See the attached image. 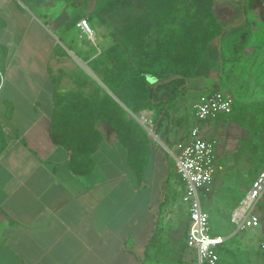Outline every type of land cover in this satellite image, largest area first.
Listing matches in <instances>:
<instances>
[{"label": "crops", "instance_id": "crops-1", "mask_svg": "<svg viewBox=\"0 0 264 264\" xmlns=\"http://www.w3.org/2000/svg\"><path fill=\"white\" fill-rule=\"evenodd\" d=\"M229 5L231 9H225L222 17L225 22L239 15ZM68 8L67 0H0V264H161L165 252L176 251L172 237L179 215L169 194L167 152L173 157L179 154L199 124L206 138L218 140L216 160L221 168L210 183L225 169L218 158L230 157V166L236 153L228 150V138L224 142L216 136L225 127L214 121L220 114L189 125L184 107L189 106L190 116L196 119L193 103L201 94L215 90L232 95V114L241 102H247L250 111V104L264 107V18L260 12V21L251 29L242 13L241 21L224 26L232 29L221 44L219 38L211 43L195 76L185 83L187 90L173 100L161 124L163 113L158 120L153 109L136 116L121 102L135 118L124 122L122 134L98 120L102 140L92 154L93 167L76 173L70 165L72 151L51 136L55 90H71L75 85H65L63 73L54 68L55 61L68 57L55 56L57 46L71 49L60 38L61 24L46 14H66ZM197 90L192 101L184 102L183 95ZM160 126L165 128L163 137L158 133ZM175 171L183 194L176 166ZM218 180L222 183L221 177ZM182 194L187 237L190 216ZM244 196L230 208V221ZM214 205L221 214L229 204L220 197ZM205 211L212 229L218 217ZM231 223L235 233L247 230L239 231ZM214 235L225 237L223 248L233 234ZM185 237L183 252L195 259L185 264H198L196 251L187 246ZM252 257L263 259L251 264H264L260 248L251 247Z\"/></svg>", "mask_w": 264, "mask_h": 264}, {"label": "trees", "instance_id": "trees-1", "mask_svg": "<svg viewBox=\"0 0 264 264\" xmlns=\"http://www.w3.org/2000/svg\"><path fill=\"white\" fill-rule=\"evenodd\" d=\"M67 1L83 9L90 6V10L70 19L61 40L116 96L80 65L71 74L75 87L55 90L51 136L55 143L72 151L73 171L86 173L93 167L92 154L102 140L96 128L98 120L108 122L122 134L124 122L135 121L122 102L136 116L144 109H153L158 120L163 113L161 124L171 101L187 90L185 83L195 76L211 43L232 28L222 25L223 5L217 0ZM249 1L252 7L261 8L264 18V0ZM104 13L112 18V41L94 54H87L70 31L81 19L98 18ZM55 56L70 54L59 44ZM56 80L59 82L61 76Z\"/></svg>", "mask_w": 264, "mask_h": 264}, {"label": "rangeland", "instance_id": "rangeland-1", "mask_svg": "<svg viewBox=\"0 0 264 264\" xmlns=\"http://www.w3.org/2000/svg\"><path fill=\"white\" fill-rule=\"evenodd\" d=\"M217 2L218 4L223 5L220 10L222 17L225 16V8L228 9L231 7L229 3L233 6V9L239 11L238 16L229 19L227 22H222L223 26H229L241 21L242 13L244 14L245 21L247 20L250 23L251 29L255 28L256 23L260 21L259 14L261 12V8L255 6L254 9H252L249 0H217ZM68 6L69 8L66 14L49 13L46 14V16L50 17L57 25L61 24L63 29V27H67V23L71 18L75 15H80L79 13H82L84 10H88L90 8L89 6L88 8L83 9L82 6H73L69 3ZM87 20L94 31L93 37L91 36L90 38L85 32H83L78 24L74 30L70 31V34L78 40L79 46L87 54L92 55L96 51L107 46L112 41L111 34L113 25L111 16L105 13L101 14L98 18H87ZM46 22L50 26V23L48 21ZM33 32L34 28L31 29L29 37L33 35ZM248 35L250 37L249 41L251 42V30ZM234 36L232 35L231 38H234ZM216 41H218V38H216L213 43ZM76 65H79V63L73 54H70V57L62 58L54 62V68L63 73L64 84L69 87L74 85L71 74L72 70L76 68ZM251 65L252 64L250 63L249 68L246 71V74L248 75H251ZM219 73L220 71H218V74ZM218 78H220L219 75H217V79ZM210 82L211 81H208L207 85H211ZM190 86H195L194 81H191ZM221 86H224V83L221 82ZM197 94L198 90L196 92H187V94L182 97L184 98V102L188 100L192 101ZM171 103H174V101H171ZM245 103L247 102L239 103L238 109H236L233 114H220L216 119H214L218 127L219 125L225 126L221 129V131L216 133V136L221 137L224 142L228 138V150L231 151L234 149L236 150V153L234 155L235 157L232 159L233 164L230 166L228 164L230 157L220 156L218 158V161L223 163L225 166V169L220 171V175L218 174L216 178L218 180V178L221 177L222 183L219 180H215L210 184L200 187L199 189L203 209L209 210L212 217H218L217 221L212 222V233L222 234L224 236L233 234L231 238L227 240L223 248L221 246L218 247V252L221 258L220 264H251L256 261H262L263 259L261 257L251 258V247L260 248L264 252L263 198L256 207L262 221L259 227L235 233L234 225L231 223L229 217V213L231 211L230 208L234 206L240 197L246 194L247 188H250L253 178L258 175L264 165V107H262L261 104H250L251 108H253L250 111L248 109L249 104L247 103V105ZM185 109L189 115L187 119L189 125H193L196 121L197 123H201V121L196 120L195 117L193 118V116H190L191 110L189 106H186V108L184 107V110ZM164 132L165 128L160 126L158 133H160L161 137H163L162 135H165ZM156 142L159 143L158 141ZM167 154L168 157L166 166H168L167 174L169 175L167 182L170 186L169 194H171L172 198H174L176 209L179 213L175 224V233L172 237L174 247L176 251L178 250V252L172 251L168 254L165 252L162 255L164 261L161 262V264H185L189 263L190 260L195 261L194 257L189 255L187 252H183V240L185 237L184 231L187 227L186 221L188 220V215L185 210V206L180 201L182 188L178 190V187H180V180L175 171L174 157L169 151ZM174 184H176L175 189L173 188ZM243 188H245V190ZM220 197L229 205H227L226 211L218 214V208H216L215 205L213 206V203L216 201V198ZM179 258L180 260L182 258L180 262L178 261Z\"/></svg>", "mask_w": 264, "mask_h": 264}, {"label": "built area", "instance_id": "built-area-1", "mask_svg": "<svg viewBox=\"0 0 264 264\" xmlns=\"http://www.w3.org/2000/svg\"><path fill=\"white\" fill-rule=\"evenodd\" d=\"M78 26L90 38L93 37L94 31L86 18L81 19ZM193 110L198 121L216 117L221 113L229 114L233 110V97L223 90L206 92L193 103ZM149 122L152 125V121ZM217 145L216 138H206L200 125L195 124L188 142L179 154L174 155L177 173L184 184L182 199L189 208L190 221L186 243L196 251L198 264H219L218 247L225 241V237L212 233L210 217L202 207L199 194L200 187L210 183L221 168L216 160ZM263 196L264 166L231 213V221L237 230L261 225V217L256 207Z\"/></svg>", "mask_w": 264, "mask_h": 264}, {"label": "water", "instance_id": "water-1", "mask_svg": "<svg viewBox=\"0 0 264 264\" xmlns=\"http://www.w3.org/2000/svg\"><path fill=\"white\" fill-rule=\"evenodd\" d=\"M219 39H220V44H221V40H222V35L219 36ZM69 53L73 54L75 59L78 61L79 65L85 69L88 73H90L101 85H103L107 90V86L101 81V79L96 75V74H93L92 70L89 68L88 64L86 61L80 59L76 54H74L71 50H68ZM187 84V83H186ZM180 88H183V87H180ZM114 97H116L110 90H108ZM122 103V102H121ZM156 131L157 129L154 130L153 134L155 135L156 134ZM152 139V138H151Z\"/></svg>", "mask_w": 264, "mask_h": 264}]
</instances>
